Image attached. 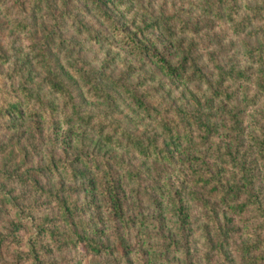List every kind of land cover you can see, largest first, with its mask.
<instances>
[{
	"label": "rangeland",
	"instance_id": "1",
	"mask_svg": "<svg viewBox=\"0 0 264 264\" xmlns=\"http://www.w3.org/2000/svg\"><path fill=\"white\" fill-rule=\"evenodd\" d=\"M105 1L0 0V105L16 102L22 111L20 115L0 116V144H9L16 152L21 147L27 153L20 167L16 168L20 157L8 166L16 169L14 179L0 173V233L9 235L0 243V264H36L28 253L37 223L47 214L56 219L58 211L38 194L32 182L46 187L72 186V178L64 171L41 174L38 169L52 159H73L86 153L121 158L131 164L114 168L122 177L123 196L134 219L128 227L119 224L129 249L126 256L68 249L54 254L56 264H264L255 260L264 256V173L260 163L255 167L253 191L259 194L261 208L251 206L239 213L210 197L197 183L191 168L194 164L184 163L187 155L196 154L197 146H178L172 160L154 152L143 156L136 151L126 134L144 141H163L161 118L148 116L112 84L114 79L135 85L150 105L163 111L172 109L168 112L171 117L176 110L186 114L194 111V97L203 104V112L220 119L218 124L229 119L222 111L224 104L236 108L245 126L241 154L247 162L255 160L251 134L264 131V91L257 85L260 70L250 60L246 45L259 43L260 36L252 33L263 21L258 16L254 23L243 26L244 30L238 23L264 8V0H236L235 8H227L229 3L222 5L223 19L208 10L218 0H108L106 9L112 10L120 18L119 25L130 31L169 19L175 27L174 35L155 26L145 31V39L165 49L174 62L192 43V55L207 77L205 81L187 75L169 76L151 56L131 51L111 18L105 16ZM185 20L199 24L201 30H181ZM213 53L226 69L235 67L246 78L235 74L237 78H227L219 86ZM80 69L100 81L102 94L82 80ZM49 72L57 74L53 77L61 83L60 88L53 86ZM216 91L230 97L216 96ZM208 99L213 100V110L206 106ZM81 117L83 120H78ZM192 127L194 145L200 141L196 138L200 131L193 123ZM219 137L214 140L233 143L226 131ZM2 163L0 156V171ZM95 193L88 189L81 200ZM35 201L41 204L38 210L31 208ZM182 206V213L187 214L183 223ZM105 215L101 211V216ZM20 221L23 225L15 230L17 238L12 224ZM96 226L108 232L104 241L116 243L118 232L113 221ZM251 245L255 247L247 252L246 247Z\"/></svg>",
	"mask_w": 264,
	"mask_h": 264
},
{
	"label": "trees",
	"instance_id": "2",
	"mask_svg": "<svg viewBox=\"0 0 264 264\" xmlns=\"http://www.w3.org/2000/svg\"><path fill=\"white\" fill-rule=\"evenodd\" d=\"M236 0H218L214 1L208 7L210 12H214L218 17L223 19L221 10L222 5L229 3L228 7L235 8ZM109 1H105V16L111 18L113 26L118 31L120 38L126 46L134 53L142 56H151L158 67L167 75L172 77L188 76L189 79L207 80V77L202 72L201 67L196 63L195 57L192 55L194 45L191 43L182 53V57L177 62L173 61V56L167 53L165 49H160L157 46H152V41L146 38L148 28L162 27L169 35L176 33L175 27L169 22V19L153 22L146 25L145 28L130 31L128 27L120 26V18L106 9ZM214 5V6H213ZM230 14V13H229ZM261 17L262 24L256 29L252 36H260V41L256 46H251L247 43L249 58L256 63L260 70V75L257 78V85L260 90L264 91V8H258L253 15L244 17L239 21L242 26L241 30L255 22V18ZM229 18H233L231 15ZM181 30L199 32L200 25H191L188 20L183 21ZM78 28L83 25L79 23ZM156 26V27H155ZM214 68L218 70V85L227 78H237V74L241 78H246L243 71L231 67L226 69L225 65L219 62L216 54L211 55ZM79 76L98 94L103 93V85L90 72L79 70ZM52 76L50 81L55 88H60L61 83L54 79L57 74L49 72ZM112 84L122 90L127 96L142 109L148 116L155 118L160 117V128L164 135V140L144 141L140 138H134L130 134H126L129 143L139 152L140 155L150 156L152 152L163 159L172 160L174 151L178 146L184 145L186 149L198 147L196 154H189L184 158V163L191 168L197 178V183L202 189L209 193L210 197L217 198L220 202L234 209L239 213H244L251 206H255L257 210L261 208L258 200V192L253 191L254 188V171L255 167L260 163V168L264 173V131L260 135L251 134L252 144L255 148L256 159L247 162L241 154V147L244 144L245 126L243 125V116L241 111L229 109L227 104L223 105V113H227L229 119H223L220 124L217 123V117L213 113H205L202 111L203 104L198 97H194L196 107L194 111L186 114L184 111L176 110L175 116L168 115L172 109H168L167 114L163 109L150 105L145 100V93L138 91L135 85L127 84L121 80L112 79ZM216 96L226 95V92L216 91ZM212 99L206 100V106L213 110ZM174 111V109H173ZM22 113L18 103L3 102L0 105V116L10 117L12 114L20 115ZM78 120H83L79 118ZM220 120V119H218ZM192 123L196 125L200 134L197 135L199 143L194 144V129ZM226 131L227 135L233 141L232 144H224L220 138V134ZM215 141V142H214ZM9 144H0V156L3 161L2 170L0 173L8 180L14 179L16 169L8 168L11 164H15L17 158H21L16 168L20 167L27 160V153L23 148L19 147L16 152L9 148ZM201 147H205L202 150ZM79 165L83 167H79ZM232 165V168L228 166ZM131 166L129 160L123 161L121 158H107L105 156L92 155L91 153L78 154L73 159H53L46 164L45 167L38 169L41 174H60L64 171L72 178L73 185L65 187L59 185L56 187L41 186L37 181H33V187L38 194L51 205L55 206L58 211L56 219H53L49 214L40 218L37 225V233L31 238L29 256H32L36 264H56L53 259L54 254L63 253L68 249L80 248L87 250L96 255H114L126 256L129 246H126L125 239L120 235V225L125 227L132 225L134 219L129 213L130 207L126 203V198L123 196V180L115 167ZM10 169V170H9ZM232 169V170H231ZM128 175L132 172L128 169ZM264 179V175H263ZM81 180V183H76ZM97 192L90 199L86 195L81 200V194L87 190ZM36 204V205H35ZM44 205V204H43ZM38 210L41 204L33 202L31 208ZM101 211L105 212V216H101ZM184 207L180 208L182 223L187 219V214L182 213ZM88 215V216H87ZM57 220V221H56ZM105 220H110L117 227V241L114 245L104 241L108 236V232L98 228L96 225ZM56 221V222H54ZM13 234L16 235V229L23 225V222L12 224ZM9 235H1L0 243L5 242ZM255 245L246 247L247 252ZM22 258V254L19 255ZM256 261H264V256L255 259ZM253 259V261H255ZM97 264H105L99 262Z\"/></svg>",
	"mask_w": 264,
	"mask_h": 264
}]
</instances>
